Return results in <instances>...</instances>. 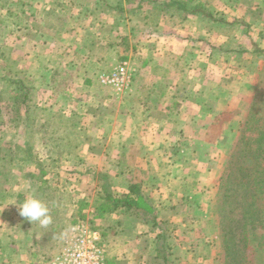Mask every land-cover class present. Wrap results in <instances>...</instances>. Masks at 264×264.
I'll list each match as a JSON object with an SVG mask.
<instances>
[{"label":"crops","instance_id":"1","mask_svg":"<svg viewBox=\"0 0 264 264\" xmlns=\"http://www.w3.org/2000/svg\"><path fill=\"white\" fill-rule=\"evenodd\" d=\"M200 1L31 0L24 11L33 74L47 78L51 108L69 126L78 123V147L51 154L63 161L56 173L92 176L82 183L93 195L82 202L95 205L109 264L208 263L195 253L218 242L215 195L245 121L231 87L215 82L211 52L199 49L213 40L197 29L198 14L209 13ZM120 62L133 71L125 92L98 79ZM51 181L55 195L45 202L53 224L20 219L32 241L24 264H47L42 254L62 248L74 202L81 203L68 178ZM126 194L134 206H111Z\"/></svg>","mask_w":264,"mask_h":264},{"label":"rangeland","instance_id":"2","mask_svg":"<svg viewBox=\"0 0 264 264\" xmlns=\"http://www.w3.org/2000/svg\"><path fill=\"white\" fill-rule=\"evenodd\" d=\"M205 1L210 15L198 14L196 21L201 27L197 29L202 38L208 34L213 40L209 45L204 44L205 41H199V49L205 53L206 49L207 53L211 52L209 60L213 64L215 82L221 78L226 90L231 87L236 104L243 112L241 117L245 124L235 133L239 138L243 133L250 136L252 129L264 132V0ZM31 3V0H0V158H4L0 162V264H24L21 258L27 252L25 246L32 242L30 237H25L26 234L20 227L21 216L13 203L19 204L28 196H35L43 201L46 197L51 198L55 195V189L50 184L55 178H68L73 189L80 187L76 192L81 194L75 197L80 196L81 203L79 205L75 201V205L72 204L75 209L71 206V212H76L73 211L70 215L72 220L66 222L67 234L78 217L101 230L95 205L82 202L86 196L82 198V194L93 195V190L85 189L82 183L83 180L92 181V176L89 178L83 172L56 173V167L63 161L60 158L53 160L51 154L57 152L62 155L78 147V123L74 120L76 127L69 126V119L51 108L48 104L49 94L43 88L47 78L33 74L34 70L31 69L29 50L33 38L32 32L25 25L28 18L24 12L31 10ZM206 20L209 21V30L206 29ZM260 48L262 49L259 50ZM71 130L74 131L66 139L65 135ZM243 164L251 166V162ZM262 164L264 167V160ZM236 166L237 164H232L229 170L234 172L232 177L235 176ZM49 169L55 170V177L53 172L48 173ZM218 194L219 188L215 195L214 214L215 223L221 229L220 215L216 211ZM259 205L264 209V197ZM100 233L103 240L105 237L101 231ZM221 235L220 233L215 247L212 243L211 246H199L195 255L204 257L205 260L206 257L210 258L208 263L200 264H234V257L226 255L224 251ZM47 240V237H43V242ZM248 246L251 248L248 254L251 261L245 263L242 260L240 264H264V223L263 227L249 232ZM39 249L42 247H37L34 251ZM105 249L109 264V254ZM51 257V254L45 252L40 259L45 262ZM183 264L190 263L184 261Z\"/></svg>","mask_w":264,"mask_h":264},{"label":"trees","instance_id":"3","mask_svg":"<svg viewBox=\"0 0 264 264\" xmlns=\"http://www.w3.org/2000/svg\"><path fill=\"white\" fill-rule=\"evenodd\" d=\"M204 13L210 15L208 12L204 11ZM251 131L253 132L250 136H246L245 133L240 134L221 177L219 197L216 201V211L220 215L223 248L226 255L234 257L232 260L234 264H240L242 260L245 263L251 261L248 255L251 250L248 246L249 232L257 227H263L264 223V209L259 205L261 198L264 197V167L262 166L264 132L256 131V129ZM3 159L1 157L0 162ZM246 161L251 162V166H244L243 162ZM232 164H237L234 177H232L234 172L229 171ZM135 191L133 187L130 189V193ZM135 203L131 194H126L119 199L111 198L113 208L132 207ZM104 208H106L105 203L102 206V209Z\"/></svg>","mask_w":264,"mask_h":264},{"label":"built area","instance_id":"4","mask_svg":"<svg viewBox=\"0 0 264 264\" xmlns=\"http://www.w3.org/2000/svg\"><path fill=\"white\" fill-rule=\"evenodd\" d=\"M98 79L102 85L111 86L119 92H125L132 86L133 74L126 62H120L110 72L100 73ZM47 263L107 264L100 231L85 219L78 217L62 248Z\"/></svg>","mask_w":264,"mask_h":264},{"label":"clouds","instance_id":"5","mask_svg":"<svg viewBox=\"0 0 264 264\" xmlns=\"http://www.w3.org/2000/svg\"><path fill=\"white\" fill-rule=\"evenodd\" d=\"M13 204L17 206L18 214L31 224L35 222L44 229L53 224L50 207L45 201L32 196L25 198L19 204Z\"/></svg>","mask_w":264,"mask_h":264}]
</instances>
